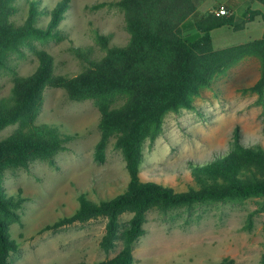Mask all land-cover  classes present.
<instances>
[{
  "label": "trees",
  "instance_id": "1",
  "mask_svg": "<svg viewBox=\"0 0 264 264\" xmlns=\"http://www.w3.org/2000/svg\"><path fill=\"white\" fill-rule=\"evenodd\" d=\"M200 1L114 0L124 12L129 32L125 44L112 43L110 33L96 32L98 50L87 42L71 46L82 63L78 73H55L53 55L40 49L36 52V67L13 78L9 94L0 97V131L18 124L11 133L0 136V264H10L11 254L18 250L10 226L20 222L18 211L24 201L20 188L14 192L3 188L4 170L27 167L36 159L52 164L54 155L66 149L65 144L72 138L60 133L53 122H36L46 87H61L73 100H93L100 112V135L93 157L102 161L107 141L114 137V147L121 150L128 173L122 192L98 201L81 193L79 206L71 214L43 227L51 229L99 216L106 218L100 246L109 250L120 236L123 242L120 251L107 260L75 264H132V244L143 234V223L150 209L164 212L199 202L242 201L250 197L260 198L264 207V143L242 141L237 128L232 134L233 147L227 152L215 153L204 162H187L197 188L176 191L169 185L142 180L139 175L143 143L145 139L153 141L161 132L165 116L183 108L200 112L195 99L202 95L203 89L246 57L259 60L260 72L253 83L240 89L255 93L256 103L264 110V35L215 49L211 30L231 24L233 11L243 0L215 2L212 10L223 4L227 9L223 15L212 10L198 12ZM248 1L264 8V0ZM26 3L25 17L16 22V0H0V70L14 71L10 55L20 52L31 39L61 35L59 24L70 0H56L51 7L42 0ZM255 15L264 19V11L246 7L242 22L253 21ZM233 28L241 29L242 24H234ZM124 212H130L131 217L119 231V218ZM260 262L264 264V252ZM214 264H234V260L224 257Z\"/></svg>",
  "mask_w": 264,
  "mask_h": 264
},
{
  "label": "rangeland",
  "instance_id": "2",
  "mask_svg": "<svg viewBox=\"0 0 264 264\" xmlns=\"http://www.w3.org/2000/svg\"><path fill=\"white\" fill-rule=\"evenodd\" d=\"M51 7L56 0H42ZM114 0H70L60 21L61 35L47 39L33 38L20 52L10 55L13 70H0V97L9 94L15 76L30 73L37 65L36 52L44 49L54 57L55 73L74 75L82 63L71 46L95 42L96 32L110 33L112 43L125 44L129 39L124 12ZM217 1L201 0L198 12L212 10ZM16 22L26 14V0H16ZM259 7L243 0L234 11L233 24L211 30L215 49L244 43L262 36L264 20L255 15L243 23L246 7ZM46 21L47 17H43ZM242 28L234 30L233 25ZM100 51V50H99ZM260 63L246 57L224 74L217 76L195 99L198 110L169 112L161 132L153 141L145 139L139 175L172 186L176 191L197 188L187 169L188 161L204 162L215 153L233 147V130L244 142L264 143V110L256 103V94L241 91L244 84L259 76ZM100 112L92 99H70L61 87H46L36 122H53L62 134L72 138L66 149L57 152L53 163L36 159L27 167L5 169L2 177L7 192L22 190L24 201L19 209L20 222L10 226V234L19 247L9 258L10 264H75L99 262L115 256L123 246L120 236L114 246H100L106 218L99 216L84 222L75 221L58 228L43 229L59 217L71 214L78 206V196L85 193L98 201L122 192L128 173L114 137L105 146L104 159L93 157L99 139ZM18 124L0 131L11 133ZM260 198L242 201H209L190 207H177L164 212L150 209L143 223L144 232L132 244V264H214L224 257L234 264H261L264 252V207ZM252 213L251 215H249ZM131 217L124 212L119 218L122 231ZM120 235V234H119Z\"/></svg>",
  "mask_w": 264,
  "mask_h": 264
},
{
  "label": "built area",
  "instance_id": "3",
  "mask_svg": "<svg viewBox=\"0 0 264 264\" xmlns=\"http://www.w3.org/2000/svg\"><path fill=\"white\" fill-rule=\"evenodd\" d=\"M212 11L215 14H217V15L227 14V9H226V7L223 4H221L218 7L214 8Z\"/></svg>",
  "mask_w": 264,
  "mask_h": 264
},
{
  "label": "crops",
  "instance_id": "4",
  "mask_svg": "<svg viewBox=\"0 0 264 264\" xmlns=\"http://www.w3.org/2000/svg\"><path fill=\"white\" fill-rule=\"evenodd\" d=\"M254 3H256V2L254 1ZM257 4H258V3H257ZM258 6H259L258 8H259L260 10L264 11V8H263L262 6H260L259 4H258ZM235 9H236V8H235ZM234 11H235V10H234ZM234 11H233V12H234ZM262 19H263V17H262ZM263 20H264V19H263ZM263 35H264V30H263L262 36H263ZM262 36H261V37H262ZM259 38H260V37H259ZM255 39H256V38H255Z\"/></svg>",
  "mask_w": 264,
  "mask_h": 264
}]
</instances>
